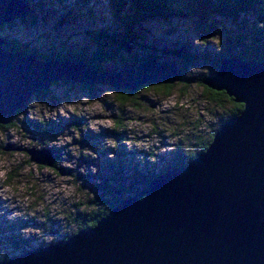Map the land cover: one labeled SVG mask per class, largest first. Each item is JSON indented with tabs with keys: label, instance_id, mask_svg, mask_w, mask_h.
Segmentation results:
<instances>
[{
	"label": "rangeland",
	"instance_id": "1",
	"mask_svg": "<svg viewBox=\"0 0 264 264\" xmlns=\"http://www.w3.org/2000/svg\"><path fill=\"white\" fill-rule=\"evenodd\" d=\"M72 2L64 6L46 0V8L35 23L23 25L16 18L11 26L2 22L0 36L16 39L43 54L89 52L95 42L87 30L111 26L109 6L106 0H89L84 5L83 1ZM252 13H248V20L261 24L263 19ZM191 24L178 16L144 19L137 27L141 32L138 44L130 52L155 55L157 61L174 60L186 67L188 77L209 75L215 69L213 58L232 41L228 43L223 33L200 37ZM224 26L234 35L227 21ZM180 50L195 57L183 61ZM117 51L118 56L127 53ZM101 65V70L121 69L118 59ZM61 79L50 82L47 95L41 99L30 95L24 114L13 116L14 126L0 128V235L26 238L30 246L74 231L76 205L84 210L82 202L100 192L91 191L93 182L116 184L115 176H122L129 183L177 157L186 162L188 154L197 149L196 138L207 136L231 105L225 98L215 103L210 96L217 94L188 80L171 83L167 95L153 86L135 87L131 101L119 103L109 84L96 82L89 89ZM37 119L50 123L40 142L25 124ZM51 145L59 156L51 164L29 160L24 150ZM14 252L0 239V256Z\"/></svg>",
	"mask_w": 264,
	"mask_h": 264
},
{
	"label": "water",
	"instance_id": "2",
	"mask_svg": "<svg viewBox=\"0 0 264 264\" xmlns=\"http://www.w3.org/2000/svg\"><path fill=\"white\" fill-rule=\"evenodd\" d=\"M32 11L27 0H0V23ZM4 42L0 36V124L60 77L131 90L181 76L174 60L148 57L96 70L84 61L8 50ZM200 80L242 104L204 149L156 173L141 196L120 197L94 224L25 247L0 264H264V60L224 55ZM24 150L36 163L54 160L48 146Z\"/></svg>",
	"mask_w": 264,
	"mask_h": 264
},
{
	"label": "trees",
	"instance_id": "3",
	"mask_svg": "<svg viewBox=\"0 0 264 264\" xmlns=\"http://www.w3.org/2000/svg\"><path fill=\"white\" fill-rule=\"evenodd\" d=\"M29 6L33 8L32 12H24L22 15H18L15 18L20 21L23 25H31L37 20L38 14L46 8V0H33V3H30L27 0ZM51 4H61L66 6L70 1L77 2L83 1L84 5L89 0H47ZM72 2V3H73ZM110 15H111V26H99L95 29L90 28L87 31L90 33L91 39L95 42L93 49L89 52H82L76 55L69 52H58L53 51L48 54H43L36 50L35 48H30L27 44L20 42L13 38L3 37L4 42L2 46L8 50H19L21 53H34L37 58H56V59H67L73 62L84 61L86 66L94 68L96 70L102 69V63L107 60L118 59L119 63H137L142 60H145L148 57H153L157 59L155 55L139 56L134 52H130L132 46H137L141 32L139 28L140 22L147 18L158 17L159 19H167L168 17L178 16L187 18L192 22V27L198 31V34H215L220 33L224 34V37L228 43L232 45L227 47L226 50L219 52L217 58H213V66L217 67L218 59L224 55L236 54L241 58H254L257 60H264V0H106ZM254 14L259 18L263 19L261 24H257L248 20V13ZM230 24V30H235L234 35H230L228 30L224 26V22ZM5 24L11 26L12 21H8ZM2 24H0L1 29ZM230 43V44H231ZM128 44L129 50L126 49L125 45ZM118 49H124L127 53L124 56H118ZM176 51V50H174ZM179 56L183 61H189L195 57L193 53L182 52L180 50ZM192 57V58H191ZM203 57H205L203 55ZM177 68L181 71V76L178 78L179 82L189 83L191 81L196 82L199 85H202L206 91L213 92V95L210 98L215 102L219 103L222 98H225L229 101L230 108L228 113L221 114L216 125L211 129L207 136L196 138L197 149L194 152L188 154L189 160L193 157L199 150L205 148L208 143L213 130L226 118L232 116L238 112L242 104L240 102H234L230 96H227L223 90H212L209 87H206L201 82V78L204 74L198 76H186V67L178 66ZM215 69H211L210 74L213 73ZM55 81V80H54ZM65 83H75L80 87H85L91 89L94 83L85 84L81 82L69 81L66 79H61ZM176 81V80H175ZM187 81V83H188ZM174 82V81H173ZM170 83H161V82H150V83H141L138 85V88L142 86H153V88L158 91H161L163 94H169L173 85ZM48 87L42 88L39 93H33L34 97L41 99L43 96L47 95ZM114 99L119 102H128L131 101L130 95H132L133 89L126 88H114ZM156 90V91H157ZM26 105V103H25ZM26 107H20L13 110L9 115V120L5 124H0L1 129H6L15 125V120L13 116L16 113L21 112L24 114V109ZM53 122V121H52ZM25 124L28 125L29 131L32 135L39 138L49 130V122L42 121L41 119L37 120H27ZM40 142V141H39ZM44 147V146H41ZM53 152L56 151L55 146H48ZM55 154V153H54ZM54 162L59 156L55 154ZM52 161V162H53ZM184 163L181 156L177 157L170 161L169 165L161 166L158 170L146 171L139 179L130 180L129 183L126 179H123L122 176L117 179L115 176L116 184L104 182H93L91 191H100L97 194H93L92 197L86 198L82 202L84 210L80 208L79 205H76V213L74 216V223L77 230L79 228L87 227L92 224L107 210L118 201L120 197L136 194L141 196V190L146 186L148 180L153 177L156 173L161 172L162 170L175 165ZM132 167L135 171L138 172V169L135 167L134 162L131 161ZM54 165V164H53ZM140 172V171H139ZM122 178V179H121ZM103 181V180H101ZM126 181V182H125ZM130 184H137L134 188ZM118 190L119 194H116L115 191ZM102 193L109 194L108 197H105ZM81 206V207H82ZM86 208V209H85ZM73 232V231H72ZM71 232V233H72ZM13 234H2L0 239L4 242H8L15 252H20L23 248L29 247V241L26 238L17 237ZM42 244V243H39ZM12 253V254H14ZM11 255V254H10ZM9 255L3 254L0 256V259L6 258Z\"/></svg>",
	"mask_w": 264,
	"mask_h": 264
},
{
	"label": "bare ground",
	"instance_id": "4",
	"mask_svg": "<svg viewBox=\"0 0 264 264\" xmlns=\"http://www.w3.org/2000/svg\"><path fill=\"white\" fill-rule=\"evenodd\" d=\"M143 83V82H142ZM145 83V82H144ZM147 83H150V82H147ZM141 84V83H140ZM110 85V84H109ZM139 85V84H138ZM138 85L136 86V88L138 87ZM26 103H27V100H26ZM24 107H25V105H24Z\"/></svg>",
	"mask_w": 264,
	"mask_h": 264
},
{
	"label": "flooded vegetation",
	"instance_id": "5",
	"mask_svg": "<svg viewBox=\"0 0 264 264\" xmlns=\"http://www.w3.org/2000/svg\"><path fill=\"white\" fill-rule=\"evenodd\" d=\"M212 90H214V89H212Z\"/></svg>",
	"mask_w": 264,
	"mask_h": 264
}]
</instances>
